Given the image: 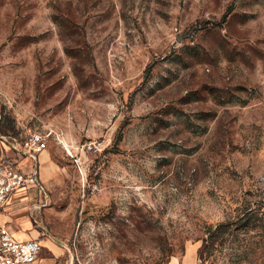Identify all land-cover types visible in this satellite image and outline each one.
Segmentation results:
<instances>
[{
  "label": "rangeland",
  "instance_id": "374dc122",
  "mask_svg": "<svg viewBox=\"0 0 264 264\" xmlns=\"http://www.w3.org/2000/svg\"><path fill=\"white\" fill-rule=\"evenodd\" d=\"M7 163L57 264H264V0H0Z\"/></svg>",
  "mask_w": 264,
  "mask_h": 264
},
{
  "label": "built area",
  "instance_id": "2783aa9c",
  "mask_svg": "<svg viewBox=\"0 0 264 264\" xmlns=\"http://www.w3.org/2000/svg\"><path fill=\"white\" fill-rule=\"evenodd\" d=\"M47 138L41 132H33L23 141L22 150L26 158L33 161V165L37 162L38 155L48 149ZM75 162L79 164L81 160L77 159ZM16 165L0 164V264H33L39 259L41 241L19 238L3 222L2 215L6 213L15 197L27 194L31 188H36L42 195L44 189L35 167L31 173H27Z\"/></svg>",
  "mask_w": 264,
  "mask_h": 264
},
{
  "label": "crops",
  "instance_id": "0c3cea01",
  "mask_svg": "<svg viewBox=\"0 0 264 264\" xmlns=\"http://www.w3.org/2000/svg\"><path fill=\"white\" fill-rule=\"evenodd\" d=\"M29 168L30 166L27 165L23 167L25 172H27L26 169ZM27 199V194L15 197L11 206L7 208L6 213L2 215L3 222L10 227L16 236L25 240L33 239L31 235L26 233V230L29 228V222L25 220L26 216L23 215L26 212L25 209H22V206L25 204ZM33 264H57V260L55 257L43 253V255L39 256V259Z\"/></svg>",
  "mask_w": 264,
  "mask_h": 264
},
{
  "label": "trees",
  "instance_id": "16d2710c",
  "mask_svg": "<svg viewBox=\"0 0 264 264\" xmlns=\"http://www.w3.org/2000/svg\"><path fill=\"white\" fill-rule=\"evenodd\" d=\"M227 225L221 224L208 231V237L204 240V243L199 251V258L204 255L210 256L214 251H218L223 245L224 238L227 234Z\"/></svg>",
  "mask_w": 264,
  "mask_h": 264
},
{
  "label": "water",
  "instance_id": "95a60500",
  "mask_svg": "<svg viewBox=\"0 0 264 264\" xmlns=\"http://www.w3.org/2000/svg\"><path fill=\"white\" fill-rule=\"evenodd\" d=\"M179 41H181V39H179Z\"/></svg>",
  "mask_w": 264,
  "mask_h": 264
}]
</instances>
